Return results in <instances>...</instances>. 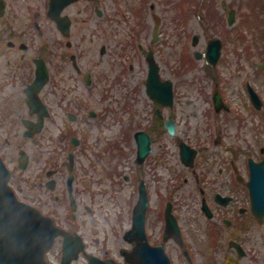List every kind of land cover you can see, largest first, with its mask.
<instances>
[{
    "label": "flooded vegetation",
    "instance_id": "1",
    "mask_svg": "<svg viewBox=\"0 0 264 264\" xmlns=\"http://www.w3.org/2000/svg\"><path fill=\"white\" fill-rule=\"evenodd\" d=\"M263 27L264 0H0V157L10 183L27 200L34 188L41 205V170L55 172L60 192L97 202L129 193L134 206L144 186L148 222H167L168 204L177 222H199L201 212L213 259L243 258L233 242L258 257L264 224L246 181L258 158L238 146L229 99L244 91L250 101L242 50ZM217 40L222 56L203 62L202 77L174 58ZM38 98L41 111L31 106Z\"/></svg>",
    "mask_w": 264,
    "mask_h": 264
},
{
    "label": "rangeland",
    "instance_id": "2",
    "mask_svg": "<svg viewBox=\"0 0 264 264\" xmlns=\"http://www.w3.org/2000/svg\"><path fill=\"white\" fill-rule=\"evenodd\" d=\"M261 47H264V43ZM261 50L263 49H260V51ZM177 54L174 57L175 59L182 58V51H177ZM260 55L261 54L257 50L255 52L253 51L250 56H242V64L244 68L242 73L244 76L249 75L251 77L253 84L264 97V72L260 70V67L258 68V66L253 63V61H257L258 59H260ZM196 73L202 74V70L199 68ZM186 88H188V90H193V87L187 86ZM232 88L236 89V87L234 86ZM243 94L244 91L239 92L240 97L238 99L241 106L240 111L244 112L245 110L243 108L247 102V97H243ZM231 95L232 97H234L233 92L231 93ZM238 99L235 100L236 106ZM185 107L187 111L192 109L191 106L186 105ZM240 113L244 116H247L248 118L243 128H236L238 139L240 138L239 144H242L244 148L247 144H251L248 140L250 139V134H253V136L256 138L255 142H258L257 147L255 146L257 148V151H255V153L261 155V148H264V118L262 117L263 115H259V113L256 112L252 116L246 115V113ZM251 129L254 132L251 131L250 133ZM30 193H34V191H31ZM131 214V211L122 212L118 210L101 209L98 210L97 217L100 219V222L97 223V225H94L90 220L86 223L81 222V232L86 238L88 251L95 252L97 254H102L104 253L103 249H108L112 254L120 256L119 251L121 248L130 247L129 243L124 240L123 235L127 229L131 228ZM106 215L110 216L109 220H107ZM161 226L162 225L159 222H149V232L152 233L155 238H158L160 236ZM205 237L206 236L203 232L202 221L197 222V224L195 223V227L192 228V230H190L188 233L190 246L193 247L196 260L199 264H205V261H207V256L205 255L207 250L205 251V248L203 247ZM96 238H99L100 241L96 242ZM226 246H228V244ZM55 248V250L53 249L54 251L51 252V255H49L50 259L54 264L58 262L61 258L60 243H58L57 247ZM168 252L172 257L173 264H186L184 259L181 257L178 246L173 243H170L168 245ZM256 261L258 262V264H264V249H260V254L258 257L252 258L250 255H248L246 257L241 258L238 263L236 262L235 264H256ZM227 262L229 263L228 259ZM74 264H87V260L84 256H81L80 259L77 260ZM213 264L220 263L217 259L214 258Z\"/></svg>",
    "mask_w": 264,
    "mask_h": 264
},
{
    "label": "water",
    "instance_id": "3",
    "mask_svg": "<svg viewBox=\"0 0 264 264\" xmlns=\"http://www.w3.org/2000/svg\"><path fill=\"white\" fill-rule=\"evenodd\" d=\"M254 184H257L256 181ZM255 194L256 198L258 195H264V186L261 187L257 185ZM3 201H5V198L0 200V204ZM9 205L10 207H4L0 209V264H26V255L28 254V251L30 253V244H34V242H31L28 238L20 239L18 236H16L15 230L20 229V226L23 223H29L30 225V223L34 224L36 220L33 218V216H30V219L26 217L18 218L16 211L11 209V202H9ZM138 217L139 215L134 217V228L130 232L132 238L135 237L134 233L138 235V237H145L144 222H140ZM20 232L25 233L28 236L31 235L36 241L39 240V233H32L26 230H21ZM41 234L46 240H48L51 236L50 233L44 235L42 228ZM135 238L138 239L137 237ZM147 250L149 252L146 253V260L144 262L143 260H139V264H169L168 259L160 249L147 247ZM39 251L40 250L38 248L35 249L36 255H38Z\"/></svg>",
    "mask_w": 264,
    "mask_h": 264
}]
</instances>
